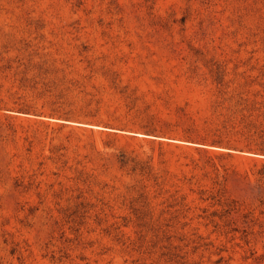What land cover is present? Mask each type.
I'll return each instance as SVG.
<instances>
[{
    "label": "rangeland",
    "instance_id": "rangeland-1",
    "mask_svg": "<svg viewBox=\"0 0 264 264\" xmlns=\"http://www.w3.org/2000/svg\"><path fill=\"white\" fill-rule=\"evenodd\" d=\"M262 146L264 0H0V264H264Z\"/></svg>",
    "mask_w": 264,
    "mask_h": 264
},
{
    "label": "trees",
    "instance_id": "trees-1",
    "mask_svg": "<svg viewBox=\"0 0 264 264\" xmlns=\"http://www.w3.org/2000/svg\"><path fill=\"white\" fill-rule=\"evenodd\" d=\"M144 131H145V134H147V135H152V132H153V130H151V129H145ZM184 139H185V141H189V142H194V143H199V144H205V143L197 142L196 141V138H192L190 136H187ZM199 140L200 141H210L211 145H214V146H220V147L230 148L229 147L230 144H228L226 142H223L222 139H220V138H210V140H206L205 138H201ZM247 149H251V148H247ZM256 151H258L260 154H263L264 155V146L259 147V148H256ZM129 161H131L133 163V159H126V158H124V156L119 159V162L121 164H123V165L130 163ZM135 164H136V161H135V163L133 165H131V169L132 170H135L136 169V165Z\"/></svg>",
    "mask_w": 264,
    "mask_h": 264
}]
</instances>
